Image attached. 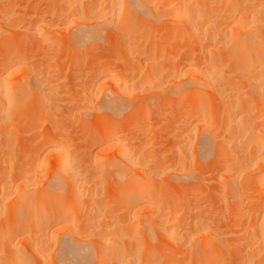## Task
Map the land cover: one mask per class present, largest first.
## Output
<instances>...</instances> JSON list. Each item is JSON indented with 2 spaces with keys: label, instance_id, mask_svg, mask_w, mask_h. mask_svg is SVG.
I'll return each mask as SVG.
<instances>
[{
  "label": "bare ground",
  "instance_id": "1",
  "mask_svg": "<svg viewBox=\"0 0 264 264\" xmlns=\"http://www.w3.org/2000/svg\"><path fill=\"white\" fill-rule=\"evenodd\" d=\"M20 4L0 0V264H264V0ZM68 20L76 78L81 46L120 48L110 90L59 91L31 62ZM203 163L223 195L205 197Z\"/></svg>",
  "mask_w": 264,
  "mask_h": 264
},
{
  "label": "rangeland",
  "instance_id": "2",
  "mask_svg": "<svg viewBox=\"0 0 264 264\" xmlns=\"http://www.w3.org/2000/svg\"><path fill=\"white\" fill-rule=\"evenodd\" d=\"M26 1L27 0H17V3L20 4L22 2V4L19 5L20 7H22V5L26 6V4L27 6L28 5L30 6L31 2L33 3V0L32 1L30 0L31 1L30 3ZM44 3L45 5L47 4L45 1ZM34 4H32L31 6H33ZM56 25L58 24L48 25L46 28V31L41 33V35L44 34L48 38L51 37L54 40L52 42L54 43L53 46L52 47L47 46V48H43L36 57H31L30 59L31 62H36L37 67L41 69V73L44 78L46 86H49V87L53 86L54 89H58L59 91H62L65 89L68 91L71 86L80 84L86 79H91L92 81L97 80V83L95 86L99 90L102 88H107L108 90H110L109 87L105 86L104 84H101L100 80H98V74H99V70L104 65V62L110 61V55H112V53H118V50L120 51V48L118 47V45L108 42L107 39H101V40H97L93 42H88L85 45L81 46L80 47L81 51L75 53V55L80 57L79 60L81 64V65L76 66V69H79L81 71L80 75L76 78L74 75H72L73 73L70 72V71H73L72 69H70V64H72L71 61L73 60V53L68 50L69 47L67 45V42L72 39L71 34L76 30L77 21L68 20L67 22L59 26L58 28L55 27ZM31 36L35 38L40 35L32 34ZM30 41L32 42L33 39H31ZM165 53H167V51H165ZM153 118L154 119L159 118L156 112H154ZM139 125L140 124L137 123V126ZM146 142H151L154 146L153 151L160 161V166H158L159 170L165 169V165L174 162V161L165 162L167 155L172 156V154L169 153V151L167 150L169 146V140H168V137H166L163 133H157L156 136L149 134L147 136ZM205 168H206V163H203L196 167L192 166L190 168L191 171L196 170L197 174L201 176L200 178H204L208 176V181L206 182L205 189L208 190L210 194L205 197L214 198L213 195H216V196L223 195V193L221 192L222 189L219 186V182L218 181L211 182L210 173L205 172L204 171ZM160 180H166L165 176L161 177ZM167 194H169V196L172 197L174 194H176V189L173 188L172 190L168 191ZM195 194L196 193H190V195L186 199V204L191 202V197ZM166 199H168V197L166 196V194H164V200ZM214 200L217 201V199H214ZM222 206L218 208L217 210H209V211H211L215 215V217H222L220 221L222 222V225H223L226 222H230V218L226 214L225 216H223ZM201 210H204V209H197L194 212L193 217H201V218L204 217L206 213L201 212ZM217 224L218 222L214 220L213 226H216ZM161 240H164V239H161ZM53 248L55 249L54 246ZM56 250L57 249H55L53 253L49 251V254H52L49 256L51 257L53 256L54 261H57V255H55ZM136 250H137L136 256L140 258L141 261L143 262L146 259H148L152 254H154V252L156 251V248L154 247L148 248L144 246L143 244H139ZM93 263H90V264H93ZM86 264H89V263H86Z\"/></svg>",
  "mask_w": 264,
  "mask_h": 264
}]
</instances>
